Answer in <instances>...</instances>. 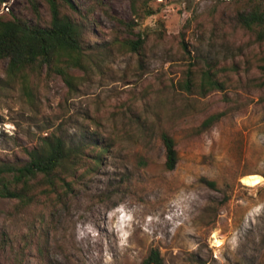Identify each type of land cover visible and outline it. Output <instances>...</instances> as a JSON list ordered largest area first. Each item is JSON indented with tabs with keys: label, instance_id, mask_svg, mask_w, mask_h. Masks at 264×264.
<instances>
[{
	"label": "rangeland",
	"instance_id": "1",
	"mask_svg": "<svg viewBox=\"0 0 264 264\" xmlns=\"http://www.w3.org/2000/svg\"><path fill=\"white\" fill-rule=\"evenodd\" d=\"M77 1L96 24L74 88L44 68L27 92L5 83L0 63V162L23 164L55 131L70 141L96 131L113 146L63 199L0 197V264H141L153 248L162 264H264V43L236 20L248 1L151 0L142 19L130 0ZM27 6L3 0L0 14L34 19ZM114 17L135 21L132 31ZM137 33L142 56L113 41ZM188 70L222 88L186 91ZM163 132L175 141L172 170ZM251 175L262 181L244 184Z\"/></svg>",
	"mask_w": 264,
	"mask_h": 264
},
{
	"label": "trees",
	"instance_id": "2",
	"mask_svg": "<svg viewBox=\"0 0 264 264\" xmlns=\"http://www.w3.org/2000/svg\"><path fill=\"white\" fill-rule=\"evenodd\" d=\"M42 1L49 14L46 20L41 13ZM130 1L137 19L156 11L149 4L151 0ZM247 1L246 7L237 12L236 20L254 35L257 42L264 43V0ZM27 2V9L34 19L15 12L0 14V63L5 64V83H20L28 92L32 76L46 68L47 72L59 74L70 89L74 88L76 82L71 70L85 67L88 50L84 40L96 24L94 8L83 7L77 0ZM114 20L130 31L135 23L116 17ZM113 41L129 52L143 55L146 40L140 33L133 39L116 37ZM259 70L264 83V52L260 57ZM182 87L188 92L198 91L203 95L211 89H221L222 83L209 72L195 82L191 70H188ZM223 114L209 115L202 121V127H210ZM160 137L165 149L164 166L172 170L178 161L175 141L165 132ZM112 146L96 131L86 132L78 141H70L56 131L41 136L36 144L24 150L27 159L23 164L0 162V197L18 198L24 206L31 204L40 194L45 199H50L53 194L63 199V195L72 192L74 184L86 173L96 171ZM208 183L215 187L214 181ZM141 264H162L159 250L151 249Z\"/></svg>",
	"mask_w": 264,
	"mask_h": 264
},
{
	"label": "bare ground",
	"instance_id": "3",
	"mask_svg": "<svg viewBox=\"0 0 264 264\" xmlns=\"http://www.w3.org/2000/svg\"><path fill=\"white\" fill-rule=\"evenodd\" d=\"M262 181V177L259 176H255V175H251V176H244L242 178V182L246 185L249 186H254L256 184H259ZM215 242L217 243L218 240H215Z\"/></svg>",
	"mask_w": 264,
	"mask_h": 264
}]
</instances>
